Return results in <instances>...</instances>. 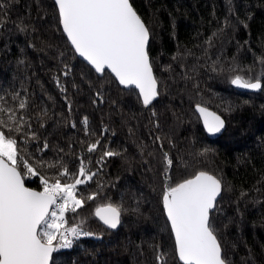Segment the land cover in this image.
Masks as SVG:
<instances>
[{
	"label": "trees",
	"instance_id": "16d2710c",
	"mask_svg": "<svg viewBox=\"0 0 264 264\" xmlns=\"http://www.w3.org/2000/svg\"><path fill=\"white\" fill-rule=\"evenodd\" d=\"M129 1L150 32L158 99L147 109L134 90L119 88L106 72L99 78L76 57L53 0H0L7 5L0 22V107L24 115L38 137L25 143L22 134L4 129L22 149L17 168L24 185L43 191L41 176L73 182L81 160L96 173L77 186V195H99L79 215L66 213L70 227L86 218L81 227L92 235L73 237L50 264H159L157 249L167 253V264H180L163 192L200 171L222 184L212 225L227 264H264V0ZM236 75L259 79L261 91H235ZM196 105L224 120L220 138L206 137ZM97 140V150L88 152ZM161 147L173 160L166 174ZM105 150L119 154L102 159ZM57 160L71 175L47 166ZM106 204L121 208L115 231L95 219Z\"/></svg>",
	"mask_w": 264,
	"mask_h": 264
},
{
	"label": "snow or ice",
	"instance_id": "6c2138e0",
	"mask_svg": "<svg viewBox=\"0 0 264 264\" xmlns=\"http://www.w3.org/2000/svg\"><path fill=\"white\" fill-rule=\"evenodd\" d=\"M55 3L59 9V23L75 52L97 73L109 69L120 85L135 86L143 104H151L158 91L146 50L150 32L129 0H55ZM6 7L5 3H0V22L6 16ZM208 43H211V38ZM260 62L264 65V59ZM231 83L239 88H262L259 79L253 83L239 75ZM25 108L26 103L21 100L19 109ZM196 111L203 118L208 133L221 131L224 121L219 116L199 105ZM0 113L7 114V120L0 119V264H49L52 253L71 247V237L92 235L81 227L86 218L82 217L81 224L70 227L66 213L79 215L78 210L84 208L86 201L96 199L98 191L86 196L77 195V186L87 184L96 173L86 170L81 160L73 182H62L59 178L50 182L41 176L43 191L25 187L23 175L17 168L22 149L16 138L7 133L22 134L26 138L25 143L38 137L24 115L17 118L15 110L2 107ZM40 126L43 127L42 122ZM155 140L161 141L162 137L157 136ZM99 145L97 140L88 145L87 151L94 152ZM48 147L45 143L43 148L38 145L37 150L43 151ZM161 151L166 174L173 160L162 147ZM208 151L205 149L199 155ZM118 154L105 150L102 159ZM58 165L63 168L60 176L71 175L60 160L47 163L48 167ZM24 168L32 176L38 174L27 162ZM222 190L221 181L204 171L165 188L163 208L174 234L175 252L182 264H227L212 225V213ZM95 216L108 228L115 229L120 223L121 208L106 204L96 208ZM166 256L167 253L157 249L159 264H167Z\"/></svg>",
	"mask_w": 264,
	"mask_h": 264
},
{
	"label": "water",
	"instance_id": "95a60500",
	"mask_svg": "<svg viewBox=\"0 0 264 264\" xmlns=\"http://www.w3.org/2000/svg\"><path fill=\"white\" fill-rule=\"evenodd\" d=\"M53 3L55 4V7H56V9H57V13H58V16H59L58 5H56L55 0H53ZM129 3H130V1H129ZM130 5H131V3H130ZM131 7H132V5H131ZM132 8H133V7H132ZM133 10H134V9H133ZM134 11H135V10H134ZM60 27H61V31H62V33H63L65 39L67 40V42H68L70 48H71V49L73 50V52L75 53L76 57H77L81 62H83L85 65H87V66H88V67H89V68H90V69H91V70H92V71H93V72H94L99 78L103 77L104 73H97V72L95 71V69H94V68H93V67H92V66H91V65H90V64H89V63H88L83 57L79 56V54L75 52L74 47L71 45V42H70V41L68 40V38H67V34L63 32V27H62L61 24H60ZM148 45H149V41H148V44H147V46H146V50L148 49ZM105 72L108 73V74L114 79V81L117 83V85L119 86V88H121V89H123V90H125V91L134 90V91L137 93V95H138V97H139V99H140V102H141V104H142V106H143L144 109H147L148 107H150V105H151L152 103H154V102L158 99V95H157L156 98L152 101L151 104H149L148 106H145V105L143 104L142 98L139 96V90L136 89L135 86L125 87V86H123V85H120V84H119V81L116 79L115 75H114L113 73H111V70L106 69ZM153 75H154V73H153ZM231 87H232L235 91L242 92V93H259V92L261 91V89L253 90V89H248V88H239V87H237L236 85H233L232 83H231ZM157 91H158V85H157ZM197 106H198V105L194 106V111H195L196 115H197L198 118H199V121H200V123H201V127H202V129H203L204 134L206 135V137H207L208 139H210V140H216V139L220 138V137L223 135L224 130H225V127H226V126H225V122H224V126H223V128L221 129V131H220L219 133H214V134H210V133H208L207 130H206V128L204 127L203 118H201L200 113L196 111ZM201 107H202V106H201ZM206 109H207V108H206ZM207 110H208L209 112H212V113L216 114L215 112H213V111H211V110H209V109H207ZM216 115L219 116L218 114H216ZM219 117H220V116H219ZM220 118H221V117H220ZM221 119H222V118H221ZM222 120H223V119H222ZM223 121H224V120H223ZM25 187H26V186H25ZM31 190H32V189H31ZM33 191H34V190H33ZM219 198H220V196L217 198V201L219 200ZM164 213H165V211H164ZM94 216H95V212H94ZM165 218H166V220H167L166 213H165ZM95 219H96V220H97V221H98L103 227H105V228L108 229V230L115 231V230H117L118 227H119V224H118V226H117L115 229H111V228H108L106 225H104L103 222L100 221L98 217L95 216ZM167 223H168V225H169V227H170V230H171V225H170V222H169L168 220H167ZM171 233H172V231H171ZM172 236H173V240H174V234H173V233H172ZM174 244H175V240H174ZM52 255H53V253H52ZM176 256H177V259H178L179 263L182 264V262L179 260V257H178L177 254H176ZM51 259H52V256H51ZM51 259H50V261H49V264L51 263Z\"/></svg>",
	"mask_w": 264,
	"mask_h": 264
},
{
	"label": "rangeland",
	"instance_id": "374dc122",
	"mask_svg": "<svg viewBox=\"0 0 264 264\" xmlns=\"http://www.w3.org/2000/svg\"><path fill=\"white\" fill-rule=\"evenodd\" d=\"M254 83V82H253ZM82 236V235H81ZM73 237H71V240H72Z\"/></svg>",
	"mask_w": 264,
	"mask_h": 264
}]
</instances>
